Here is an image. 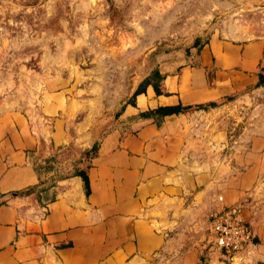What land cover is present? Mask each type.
I'll list each match as a JSON object with an SVG mask.
<instances>
[{
  "label": "crops",
  "instance_id": "obj_1",
  "mask_svg": "<svg viewBox=\"0 0 264 264\" xmlns=\"http://www.w3.org/2000/svg\"><path fill=\"white\" fill-rule=\"evenodd\" d=\"M159 52L105 135L83 125L50 170L67 128L0 105V264H264V104L229 142L233 107L264 85V35ZM234 204L254 236L232 256L210 223Z\"/></svg>",
  "mask_w": 264,
  "mask_h": 264
},
{
  "label": "rangeland",
  "instance_id": "obj_2",
  "mask_svg": "<svg viewBox=\"0 0 264 264\" xmlns=\"http://www.w3.org/2000/svg\"><path fill=\"white\" fill-rule=\"evenodd\" d=\"M262 35L264 0H0V105L38 110L47 131L59 120L70 144L42 164L66 163L83 125L100 139L116 123L159 51ZM246 93L229 142L264 104V85Z\"/></svg>",
  "mask_w": 264,
  "mask_h": 264
},
{
  "label": "built area",
  "instance_id": "obj_3",
  "mask_svg": "<svg viewBox=\"0 0 264 264\" xmlns=\"http://www.w3.org/2000/svg\"><path fill=\"white\" fill-rule=\"evenodd\" d=\"M210 224L215 245L226 255L234 256L252 242L254 233L250 224L243 218L241 204L226 206L214 212Z\"/></svg>",
  "mask_w": 264,
  "mask_h": 264
},
{
  "label": "trees",
  "instance_id": "obj_4",
  "mask_svg": "<svg viewBox=\"0 0 264 264\" xmlns=\"http://www.w3.org/2000/svg\"><path fill=\"white\" fill-rule=\"evenodd\" d=\"M157 76H158V72H157V71H154V72L152 73L151 77H150V80L156 78ZM150 80L147 79V80L145 81V84H148V83L150 82ZM139 92H140V90H138V91L136 92V94H138ZM44 167H45V169H48V170L52 169V166H50V165H46V164H44Z\"/></svg>",
  "mask_w": 264,
  "mask_h": 264
},
{
  "label": "water",
  "instance_id": "obj_5",
  "mask_svg": "<svg viewBox=\"0 0 264 264\" xmlns=\"http://www.w3.org/2000/svg\"><path fill=\"white\" fill-rule=\"evenodd\" d=\"M134 92H135V91H134ZM133 94H134V93H133ZM133 94H132V95H133Z\"/></svg>",
  "mask_w": 264,
  "mask_h": 264
}]
</instances>
